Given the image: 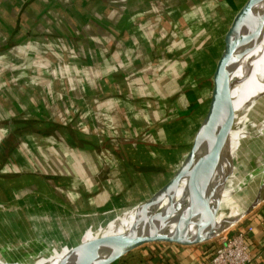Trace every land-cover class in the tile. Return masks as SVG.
Segmentation results:
<instances>
[{
  "label": "crops",
  "instance_id": "1",
  "mask_svg": "<svg viewBox=\"0 0 264 264\" xmlns=\"http://www.w3.org/2000/svg\"><path fill=\"white\" fill-rule=\"evenodd\" d=\"M23 1L0 0V207L21 214L29 206L80 215L117 203L133 205L150 187L163 185L171 176L169 165L178 160L184 145L205 133L201 120L189 136L190 116L205 100L209 110L233 47L221 64L212 67L211 48L202 50V63L195 64L194 46L204 34L219 28L243 0H75L56 12L57 23L50 12L42 11L45 0H26L30 17L22 24L19 8ZM72 30L75 36L71 38ZM84 38L90 42H82ZM56 40L65 52L63 57L52 45ZM263 43H258L257 55ZM112 55L122 59L117 68L124 73L129 70L131 79L120 78L118 70L108 78L110 87L106 78L100 80L98 88L104 89L98 91L86 76L78 75L84 65L101 67L106 61L111 66ZM50 56L55 63L53 73ZM258 57L249 80H254L262 61ZM4 68L7 78L1 76ZM188 69L180 98H172L173 76ZM235 73L236 67L233 78ZM10 78L11 84L3 88L4 79ZM36 83L38 87H32ZM235 89L226 98L230 109ZM181 100L183 116L173 121ZM54 125L58 129L52 133ZM18 126H24L22 133L30 140L17 135L18 143L13 144L7 136L14 135ZM39 134L65 138L58 143L56 164L20 169L19 159L27 162L25 157L50 161L51 155L38 149L47 148L46 140L36 139ZM195 147L194 143L192 154ZM13 216L17 222L26 219ZM233 227L246 231L250 264H264V201ZM220 238L195 246L152 245L120 264H209Z\"/></svg>",
  "mask_w": 264,
  "mask_h": 264
},
{
  "label": "bare ground",
  "instance_id": "2",
  "mask_svg": "<svg viewBox=\"0 0 264 264\" xmlns=\"http://www.w3.org/2000/svg\"><path fill=\"white\" fill-rule=\"evenodd\" d=\"M262 41L264 35L255 43L232 46L233 57L227 59L225 72L220 74L221 82L216 94L220 99L222 98V102L226 100L228 94L226 96L219 94L227 89V68L236 67L233 78L236 86L232 100L233 108L229 107V120L218 121L215 127L210 126L209 116L203 121L206 135H211L195 147L194 153L185 163L186 173L177 183L171 196L177 202L176 216L190 215L214 189L221 185L216 178L217 173H221L224 180L220 189L218 221L236 210L245 209L254 195L260 178L256 177L255 183H251L254 188L248 184L244 186L242 172L250 155L254 157L264 152V46L259 50L258 55L261 56L262 61L257 66L254 80H249L251 70L256 69L254 67L258 57L256 47ZM225 122L226 126L223 125ZM225 166L230 167L226 170ZM1 214L0 223L4 220ZM12 215L26 217L31 223H44L50 220L53 227L48 229L45 235L17 247H14L16 245L14 238L10 239V242H2L3 240L0 239V262L4 263V255L7 252L20 250L42 253L34 261V264H41L67 254L80 243L92 247L103 237L121 232L134 223L135 212L130 206L123 208L117 206L94 214L80 215L63 211L48 213L24 207L22 214L13 212Z\"/></svg>",
  "mask_w": 264,
  "mask_h": 264
},
{
  "label": "water",
  "instance_id": "3",
  "mask_svg": "<svg viewBox=\"0 0 264 264\" xmlns=\"http://www.w3.org/2000/svg\"><path fill=\"white\" fill-rule=\"evenodd\" d=\"M263 35L264 0H243L219 28L210 34H204L195 43V64L202 63L203 58L200 55L206 48H211V66L213 67L221 64L228 57L231 45L255 43ZM189 71L190 69L181 75L173 76L176 84L172 87V98H180L184 84L182 80ZM182 101H179L178 110L175 107L176 111L171 117L173 121L181 120L183 116ZM228 101L227 99L222 102L220 97L214 94L210 102V113H207L211 119L210 122L229 120ZM175 124L177 128L181 127L180 123L175 122ZM223 125L226 126V122ZM177 133L180 134V131ZM195 139H198L196 142L201 141L198 135ZM194 143L195 140H192L184 145V152L180 154L177 161L169 165L171 176L163 185L155 189L150 187L143 199L130 205L135 212L132 225L121 232L103 237L98 244L92 247L80 243L67 254L41 264H120L137 251L156 244L195 246L217 240L224 231L246 219L264 201V153L254 156V160L242 172L243 180H241L244 186L247 184L250 186L251 183H255L256 177L260 178L254 195L245 209L236 210L228 214L226 218L217 220L220 189L224 182L221 173H217L216 178L221 185L214 189L190 215L185 217L175 215L177 202L171 196L177 183L186 173L184 166L193 152ZM161 167L160 164L157 169ZM229 167L225 166V169L228 170ZM251 186L254 188V185ZM41 254L20 250L10 251L4 255V263L0 262V264H34Z\"/></svg>",
  "mask_w": 264,
  "mask_h": 264
},
{
  "label": "rangeland",
  "instance_id": "4",
  "mask_svg": "<svg viewBox=\"0 0 264 264\" xmlns=\"http://www.w3.org/2000/svg\"><path fill=\"white\" fill-rule=\"evenodd\" d=\"M74 1L75 0H45L43 2V5H42L43 6L42 7V11H48V12H50L52 14V16L55 18L53 21L57 23V21H59V16H57L56 12H58L63 7L67 8L68 6L72 5ZM71 23H72V21H71ZM72 28L70 26V29H72ZM49 36L50 37H53L52 35H49ZM74 36H75L74 35V31L72 30L71 31V34H70V37L72 38ZM36 37H38V36H36ZM84 40H86L87 42H90L86 38L82 39V42ZM54 42L55 43H52V45L54 46L56 44V46H54L56 48V50L62 55V57L65 56L64 55L65 52L62 51L60 43L57 40L54 41ZM262 45L264 46V43ZM51 52H54V51L51 50ZM36 53H37V51H36ZM111 53H113V52H111ZM68 54L70 56H72L74 54V49L72 48L71 50H69V53ZM106 56H108V55L106 54ZM34 58L39 59L38 56L35 55V54H34ZM57 58L59 59V56ZM85 58H83V59L85 60ZM113 58H114V61H115L114 63H113ZM48 60L52 64L50 70L53 73V71H54L53 65L55 64V63H53L54 60H51V56H50V59L48 58ZM121 60L122 59L119 56L114 55L113 57H111V61L112 62H111V66H109V67H107V65L105 63L106 61H103L100 64L101 67L92 66V64H89L91 66L84 65V66H82V68H81L82 70L79 71L78 75H84V76H86L87 79L90 81V86L93 85L94 88L96 87V90H98V91L99 90H102V89H104L102 86H100V88H102V89H99L98 88L99 87L98 85H99L100 80L102 78H106L108 82L107 83L105 82V83H106V85L108 84L107 86L110 87L111 84H112V81L110 79H108V78L110 76L113 77L114 74L116 73V71H118V70H119L120 78L122 77V75H124L126 79H131V77H129V76H131L130 75L131 73L129 72V70L125 71L126 73H124L122 71L123 69L117 68V66H119L118 63H121ZM6 68L3 69V72L5 70L8 71V69L10 70V67L8 69H6ZM68 70L70 71V68H68ZM233 70H234V66H229L227 68L226 77H227V84L228 85H227V89L224 92H222V94H219L220 96H226L227 94H229L233 90V88L235 86L234 81H233V76H232ZM70 73H72V71ZM35 75H37V73H35ZM13 78H15V77H13ZM79 78L80 77L78 76L77 79H79ZM96 79H97V81L95 82ZM10 82H11V78L10 79H4V81L2 82V84L4 85L3 88L6 87L5 84H7L9 86L11 84ZM119 83L121 84L120 81H119ZM84 85H85V87H88L89 86L86 83V81L84 82ZM32 87H35L36 88V87H38V84L36 83ZM220 100H222V98ZM205 102H204V104H208V100H205ZM228 102L230 103V100ZM204 104L201 107H198V110H196V112H194L190 116L189 123H191V124L188 125V134H189L190 137L193 135V131L197 128L199 122L201 120L204 121L206 119V117L208 116L207 113L209 112V110L206 111L207 106L204 105ZM217 123H218V121L217 120H214L213 122H211V125L210 126H214L215 127V125H217ZM54 126L55 127H54V129H52V133H54V131H57V129H58V126L57 125H54ZM9 133H12V132L10 131ZM17 135H21V136H19V137H21L20 139H23L24 140L25 137H26L25 140L29 139L25 134H23V133L16 134V132L14 133V135L8 134L7 139L8 138L9 139H12V141H15L13 144H17L18 143V142H16L17 141ZM210 135L211 134H209V135L207 134L206 135V133L204 135H201L200 136L201 141L196 142L198 139H195V145L197 146L200 143L204 142L206 140V138L210 137ZM46 138H44L42 134H39V135L36 136V139L46 140V142L44 144H47V146H46L47 148H38V149H41L42 153L46 154L47 157L51 155L50 161L45 162V163H42V162H34V160L31 158V160L33 161V162H31V160L29 158L25 157V159L27 160V162H23L22 161V163H21V160L22 159H19V165H20L19 168L20 169H33V168H38L39 169V168H43V166H46V163L51 164V161L54 162V164H56V159H58V156H59L58 155V151H57V149H58V143L61 141V139L64 141L65 138L62 137V136L61 137H56L54 139H52V138H47L46 139ZM47 140H49V141H47ZM49 142H51V143L54 142L55 143V146H53V148H50ZM69 147H71V146H69ZM19 149H20V151H24L23 148H21V147ZM31 150H34V148H31ZM67 151H69V150H67ZM146 154L148 155V152H146ZM258 155L260 156V154H258ZM250 157H249V160H247V163H246L245 167L248 166L252 160H254V158L252 157V155H250ZM7 165L10 167V163H8ZM52 166H53V164H52ZM115 206H119V207H122V208L123 207H128V206H126L124 204H118L117 203V205H113V206L109 207V209L110 208H114ZM26 207H29V206H26ZM105 210L106 209H104V211ZM0 213H2L1 216L4 219V220H1L2 222L0 223V239L3 240L2 242H10V239H12V238L16 239V245L14 247H17V246H19L21 244L22 245L23 244H28V243L34 241L36 239V237H41V236L45 235V233H47V230L53 227V224H52V222L50 220L49 221H44V223H42V222H39V223H31V222H29L27 220V218L25 220H23V222L22 221L21 222L18 221L19 222V224H18V222L15 221L16 219H14L15 217L12 215V211L10 209L9 210H6V208H2V206L0 207ZM15 224H16L17 227L15 226ZM26 236H28V239H27ZM5 244H8V243H5Z\"/></svg>",
  "mask_w": 264,
  "mask_h": 264
},
{
  "label": "built area",
  "instance_id": "5",
  "mask_svg": "<svg viewBox=\"0 0 264 264\" xmlns=\"http://www.w3.org/2000/svg\"><path fill=\"white\" fill-rule=\"evenodd\" d=\"M250 229V228H249ZM252 261L246 231L233 227L218 240L209 264H250Z\"/></svg>",
  "mask_w": 264,
  "mask_h": 264
},
{
  "label": "trees",
  "instance_id": "6",
  "mask_svg": "<svg viewBox=\"0 0 264 264\" xmlns=\"http://www.w3.org/2000/svg\"><path fill=\"white\" fill-rule=\"evenodd\" d=\"M86 2L88 1V0H85ZM75 2V1H74ZM73 2V3H74ZM30 4V2L29 1H23V2H21L20 3V8H19V22L20 23H28L29 22V17L27 16V14L30 12V7L28 6ZM90 4V3H89ZM91 5V4H90ZM124 37L125 36H120V38L121 39H124ZM28 64V63H27ZM2 66V65H1ZM1 66H0V70H2L1 69ZM6 67V66H5ZM1 76H3L4 78H7L8 77V75H7V73L4 71V72H2V74H1ZM7 76V77H6ZM15 131V130H14ZM24 131V126H18V128L16 129V131L15 132H18V133H22ZM7 140H9V138L7 139ZM217 245H218V243L217 244H215L214 245V247H213V249H212V253H211V256H212V254L214 253V251H215V249H216V247H217ZM210 256V257H211Z\"/></svg>",
  "mask_w": 264,
  "mask_h": 264
}]
</instances>
